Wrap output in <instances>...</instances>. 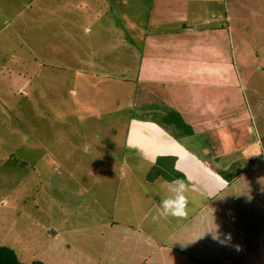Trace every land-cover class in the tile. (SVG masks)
I'll use <instances>...</instances> for the list:
<instances>
[{
    "label": "rangeland",
    "instance_id": "rangeland-1",
    "mask_svg": "<svg viewBox=\"0 0 264 264\" xmlns=\"http://www.w3.org/2000/svg\"><path fill=\"white\" fill-rule=\"evenodd\" d=\"M122 1L98 0L108 8L84 15L77 5L95 0H0V246L20 262L108 264L99 238L108 234L104 220H119L117 231L127 236L129 229L130 237L135 216L141 225L154 215L140 200L137 210L115 200L134 178L124 171L140 165L126 144L134 131L128 123L159 120L163 109L131 79L136 25L130 0ZM227 2L231 25L242 28L233 63L251 114L234 131L244 136L245 125L253 126L252 139L264 142V0ZM163 131L159 137L170 136ZM245 173L216 200L227 197L235 215L256 218L248 224L257 226L253 239H243L249 249L235 237L229 264H263L264 186L243 189L252 182ZM122 243L113 240L108 252L131 248Z\"/></svg>",
    "mask_w": 264,
    "mask_h": 264
},
{
    "label": "crops",
    "instance_id": "crops-1",
    "mask_svg": "<svg viewBox=\"0 0 264 264\" xmlns=\"http://www.w3.org/2000/svg\"><path fill=\"white\" fill-rule=\"evenodd\" d=\"M97 2L77 6L87 10L84 15H96L93 11L108 8ZM128 7L130 24L136 25L130 30L129 47L137 49L131 79L160 103L162 114L177 113L192 134L159 137L164 132L159 120L128 123L134 131L126 144L140 156V165L119 174L134 177L126 181L134 190L124 184L126 192L115 200L124 198L135 210L140 200L154 215L141 225L135 216L138 227L130 237L129 229L127 236L117 231L119 220H104L108 234L99 237L106 244L101 255L108 264L122 258L133 264H229L235 237L240 249H249L243 239H253L257 226L248 224L256 218L235 215L227 197L217 202L218 192L233 187L246 171L253 178L243 189L255 181L264 186V142L252 139L253 126L245 125L244 136L234 131L243 117L251 118L233 63V44L244 40L242 28L231 25L227 0H130ZM187 144L196 146L187 150ZM212 168L232 171L233 179L225 182ZM177 178L187 186V212L183 218L166 217L159 203L171 195L170 182ZM113 240H126L131 248L113 255L108 252Z\"/></svg>",
    "mask_w": 264,
    "mask_h": 264
},
{
    "label": "trees",
    "instance_id": "trees-1",
    "mask_svg": "<svg viewBox=\"0 0 264 264\" xmlns=\"http://www.w3.org/2000/svg\"><path fill=\"white\" fill-rule=\"evenodd\" d=\"M159 122H160L159 126L163 129L168 130V133L170 134L171 137L178 138L181 136H188L192 134L191 129L188 126H186L182 122L178 114L173 111H167L164 114H162L160 116ZM212 170L225 182H229L230 180L233 179V175H231L232 171L226 173V171H222L220 169L218 170L212 168ZM0 264H43V263L40 261H32L30 263L20 262L17 259L15 253L11 249L5 246H0Z\"/></svg>",
    "mask_w": 264,
    "mask_h": 264
},
{
    "label": "clouds",
    "instance_id": "clouds-1",
    "mask_svg": "<svg viewBox=\"0 0 264 264\" xmlns=\"http://www.w3.org/2000/svg\"><path fill=\"white\" fill-rule=\"evenodd\" d=\"M170 183L174 185L168 189L171 195L162 198L159 203L161 214L166 217L183 218L187 212V197L185 195L187 186L179 178Z\"/></svg>",
    "mask_w": 264,
    "mask_h": 264
}]
</instances>
